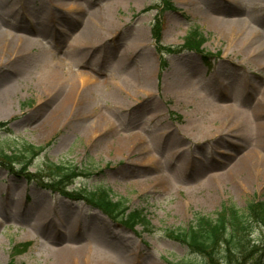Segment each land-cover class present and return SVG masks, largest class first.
Listing matches in <instances>:
<instances>
[{
  "label": "rangeland",
  "instance_id": "obj_1",
  "mask_svg": "<svg viewBox=\"0 0 264 264\" xmlns=\"http://www.w3.org/2000/svg\"><path fill=\"white\" fill-rule=\"evenodd\" d=\"M0 94V154L50 143L31 181L0 165V264H208L168 233L264 202V0H0ZM54 163L149 229L40 186Z\"/></svg>",
  "mask_w": 264,
  "mask_h": 264
},
{
  "label": "trees",
  "instance_id": "obj_2",
  "mask_svg": "<svg viewBox=\"0 0 264 264\" xmlns=\"http://www.w3.org/2000/svg\"><path fill=\"white\" fill-rule=\"evenodd\" d=\"M206 37L198 27L188 31L183 39V48L202 55V45ZM7 122H0V128H4ZM50 143L44 146L34 147L22 144L17 152L6 154L1 152L0 165L20 167L17 173L23 174L28 180H33L34 174L27 173V167L31 160L39 155ZM47 178L36 180L39 185L61 193L68 198H79L87 205L98 209L108 218L119 221L124 226L134 228L141 226L149 229V222L140 210H129L125 199L113 200L112 194L106 189H93L70 192L67 186L78 176H88L86 171L76 167H68L61 164H49L46 170ZM252 224H258L264 229V202L253 199L246 204L245 212H241L233 205L222 203L220 210L215 213V218L208 215L195 213L193 220L185 229L170 231L168 234L174 240L184 244L192 253L198 254L208 260V264H218L220 259L224 264H244L260 247L258 243L250 240V228ZM219 257V259H218ZM257 262L253 264H258ZM10 264V263H9ZM172 264V263H171Z\"/></svg>",
  "mask_w": 264,
  "mask_h": 264
},
{
  "label": "bare ground",
  "instance_id": "obj_3",
  "mask_svg": "<svg viewBox=\"0 0 264 264\" xmlns=\"http://www.w3.org/2000/svg\"><path fill=\"white\" fill-rule=\"evenodd\" d=\"M4 99V97L0 94V99ZM71 98H72V96H71ZM73 99V98H72ZM56 113V112H55ZM57 114V113H56ZM57 115H60V113L58 112V114ZM68 252V251H67ZM77 253H79V252H77ZM83 254H84V252H83ZM85 255V254H84Z\"/></svg>",
  "mask_w": 264,
  "mask_h": 264
}]
</instances>
